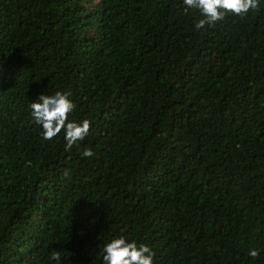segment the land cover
I'll return each mask as SVG.
<instances>
[{
    "label": "trees",
    "instance_id": "trees-1",
    "mask_svg": "<svg viewBox=\"0 0 264 264\" xmlns=\"http://www.w3.org/2000/svg\"><path fill=\"white\" fill-rule=\"evenodd\" d=\"M200 18L182 0H0V264H102L118 235L154 264H264V0ZM57 90L90 121L70 150L31 117Z\"/></svg>",
    "mask_w": 264,
    "mask_h": 264
},
{
    "label": "clouds",
    "instance_id": "clouds-1",
    "mask_svg": "<svg viewBox=\"0 0 264 264\" xmlns=\"http://www.w3.org/2000/svg\"><path fill=\"white\" fill-rule=\"evenodd\" d=\"M182 2L185 11L194 9L201 14V18L194 24V28L200 30L206 25L211 26L217 21H222L226 14L244 16L250 10L257 9L261 0H182ZM30 108L34 123L40 126L41 138L45 141L52 140L63 132L66 150H70L89 133V120L70 119L75 104L67 92L57 90L50 95L41 93L31 102ZM93 154L88 148L83 152L85 157ZM260 252L261 249L251 248L248 255L257 258ZM154 256L155 252L148 244L138 243L124 235L113 236L101 249L102 264H154ZM49 259L56 264H62V257L58 251L52 252Z\"/></svg>",
    "mask_w": 264,
    "mask_h": 264
}]
</instances>
